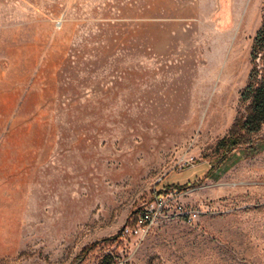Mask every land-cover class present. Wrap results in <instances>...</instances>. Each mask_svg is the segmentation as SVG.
<instances>
[{
  "label": "rangeland",
  "instance_id": "1",
  "mask_svg": "<svg viewBox=\"0 0 264 264\" xmlns=\"http://www.w3.org/2000/svg\"><path fill=\"white\" fill-rule=\"evenodd\" d=\"M263 19L264 0H0V264H264L259 141L181 191L195 221L77 259L203 177Z\"/></svg>",
  "mask_w": 264,
  "mask_h": 264
},
{
  "label": "trees",
  "instance_id": "2",
  "mask_svg": "<svg viewBox=\"0 0 264 264\" xmlns=\"http://www.w3.org/2000/svg\"><path fill=\"white\" fill-rule=\"evenodd\" d=\"M250 58L252 66L246 85L240 92V100L243 104V109L236 115L227 133L217 141L213 164L204 172L203 177L191 183L161 184L157 189H154L155 193H165L171 189L184 191L188 187L201 182L203 178L210 176L234 151L239 149L250 150L255 147L256 141L264 144V135L256 136L249 141L250 136L257 132L264 124V19L253 38ZM136 210L137 208L130 213L125 223L129 221ZM122 237L121 227L115 234L103 237L83 246L77 254V259L83 260L97 249L108 248L114 243L119 244ZM103 258L106 264L115 262L112 253H106Z\"/></svg>",
  "mask_w": 264,
  "mask_h": 264
},
{
  "label": "built area",
  "instance_id": "3",
  "mask_svg": "<svg viewBox=\"0 0 264 264\" xmlns=\"http://www.w3.org/2000/svg\"><path fill=\"white\" fill-rule=\"evenodd\" d=\"M181 194L177 189L154 193L122 226L123 237L142 239L156 224L176 218H184L188 222L195 221L204 210L201 207L183 205L180 201Z\"/></svg>",
  "mask_w": 264,
  "mask_h": 264
}]
</instances>
